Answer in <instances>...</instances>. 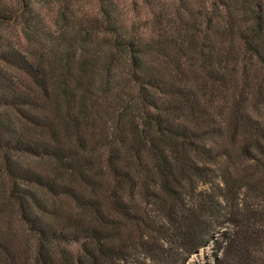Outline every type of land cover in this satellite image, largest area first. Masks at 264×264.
I'll return each mask as SVG.
<instances>
[{"label":"trees","instance_id":"obj_1","mask_svg":"<svg viewBox=\"0 0 264 264\" xmlns=\"http://www.w3.org/2000/svg\"><path fill=\"white\" fill-rule=\"evenodd\" d=\"M15 1L0 264H182L220 239L213 264H264V0H141L129 18L65 0L54 30Z\"/></svg>","mask_w":264,"mask_h":264},{"label":"rangeland","instance_id":"obj_2","mask_svg":"<svg viewBox=\"0 0 264 264\" xmlns=\"http://www.w3.org/2000/svg\"><path fill=\"white\" fill-rule=\"evenodd\" d=\"M10 2H16L15 0H6ZM36 6L38 9V14L40 15L41 20L44 22V26L49 27L50 29H57L58 23V12L62 7V4L65 0H29ZM51 1V2H50ZM120 8V12L122 13L123 18L125 17H132L134 13V7L140 8L142 6L141 0H115ZM95 0H81V14H90L94 11L95 7L93 3ZM144 8V7H142ZM143 10V11H142ZM144 14H142L141 18H146V10L141 9ZM144 15V16H143ZM7 35L10 37L14 46L17 47L18 50L24 52L26 51L30 44L29 42L32 41L31 44H34L33 39H27L26 36L18 29V26H11L5 29ZM51 41L45 40L43 41V47L50 45ZM219 243L217 244H208L205 249H200L199 252L192 256L189 260L184 261L182 264H213L214 255L217 253V247L220 243H222L221 239L218 240Z\"/></svg>","mask_w":264,"mask_h":264}]
</instances>
